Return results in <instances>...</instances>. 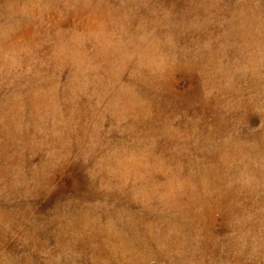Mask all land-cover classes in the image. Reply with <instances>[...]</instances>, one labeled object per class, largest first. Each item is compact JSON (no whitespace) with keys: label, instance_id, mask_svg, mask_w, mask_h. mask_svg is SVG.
Returning a JSON list of instances; mask_svg holds the SVG:
<instances>
[{"label":"rangeland","instance_id":"obj_1","mask_svg":"<svg viewBox=\"0 0 264 264\" xmlns=\"http://www.w3.org/2000/svg\"><path fill=\"white\" fill-rule=\"evenodd\" d=\"M0 264H264V0H0Z\"/></svg>","mask_w":264,"mask_h":264}]
</instances>
